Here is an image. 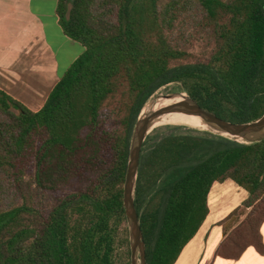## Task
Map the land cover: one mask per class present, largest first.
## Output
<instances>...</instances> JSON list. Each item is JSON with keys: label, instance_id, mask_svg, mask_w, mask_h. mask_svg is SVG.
<instances>
[{"label": "trees", "instance_id": "16d2710c", "mask_svg": "<svg viewBox=\"0 0 264 264\" xmlns=\"http://www.w3.org/2000/svg\"><path fill=\"white\" fill-rule=\"evenodd\" d=\"M57 12L84 53L38 112L0 91V264H131L124 185L145 104L175 85L224 120L261 118L264 0H59ZM190 27L211 41L207 56L183 46L201 43ZM226 180L251 212L217 256L264 255V139L153 130L135 189L147 264L177 262Z\"/></svg>", "mask_w": 264, "mask_h": 264}, {"label": "crops", "instance_id": "0c3cea01", "mask_svg": "<svg viewBox=\"0 0 264 264\" xmlns=\"http://www.w3.org/2000/svg\"><path fill=\"white\" fill-rule=\"evenodd\" d=\"M59 0H0V91L32 112L40 111L84 46L66 35ZM236 193V196H233ZM246 193L233 181L216 182L208 197L209 215L175 264H264L248 247L237 260L217 256L226 238L224 223ZM247 194V193H246ZM264 244V222L260 228Z\"/></svg>", "mask_w": 264, "mask_h": 264}, {"label": "water", "instance_id": "95a60500", "mask_svg": "<svg viewBox=\"0 0 264 264\" xmlns=\"http://www.w3.org/2000/svg\"><path fill=\"white\" fill-rule=\"evenodd\" d=\"M171 98L170 96L163 97ZM171 113H183L199 117L204 123L211 126L215 133L235 139L243 143H253L264 139V115L249 123H234L224 120L204 110L189 96L183 100L148 115H140L131 138L129 158L124 185V210L129 227L131 264H147L146 244L139 222V215L135 206V189L139 173L140 157L147 137L156 129L155 122L161 116Z\"/></svg>", "mask_w": 264, "mask_h": 264}, {"label": "rangeland", "instance_id": "374dc122", "mask_svg": "<svg viewBox=\"0 0 264 264\" xmlns=\"http://www.w3.org/2000/svg\"><path fill=\"white\" fill-rule=\"evenodd\" d=\"M192 22V21H191ZM190 22V23H191ZM179 25V24H178ZM207 31V30H206ZM191 34L195 37L196 40H199L201 43H191L189 44V42L185 45L183 44L184 47H190L191 51L194 53L195 57H204L205 55L207 56L210 47H211V41L207 38L201 35V33H203V31L200 30V28L196 30H193L191 27L188 28V34ZM190 37V36H189ZM165 96H170V97H182V96H186L188 97V95L185 92H181L180 90H178V88L175 85H170L168 88L162 89L161 91H159L154 97H152L144 106L141 114L143 116L148 115L154 111L151 112H147L144 114V109L145 107L148 105H153L158 103L159 100L163 99V97ZM108 112H110V109L108 110ZM140 114V115H141ZM141 115V116H142ZM166 125H180V124H164V125H159L158 127H162V126H166ZM180 126H187V125H180ZM190 127V126H187ZM193 129H197V130H201V131H208V132H212L215 133V131L211 130H204V129H199V128H194V127H190ZM217 134V133H215ZM233 196H236V193H233ZM238 198L241 199L240 201V206L235 210V212H233L226 220V222L224 223L225 228H226V236L228 235H232V238L236 237V234L234 235L235 231L237 230L238 226L245 220V218L247 217V215L251 212V208H245L243 206V202L247 199L248 194L244 193L243 196H240V194L237 195ZM49 198V197H48ZM37 201H41V198L38 197L36 199ZM44 205L50 204L51 201L49 199V203L48 200L45 201H41ZM129 229V227H128ZM231 249H236L235 247H232ZM231 252H233V250H229ZM138 264H140V261H138Z\"/></svg>", "mask_w": 264, "mask_h": 264}, {"label": "bare ground", "instance_id": "6f19581e", "mask_svg": "<svg viewBox=\"0 0 264 264\" xmlns=\"http://www.w3.org/2000/svg\"><path fill=\"white\" fill-rule=\"evenodd\" d=\"M183 100L182 97H171L168 99H161L158 103L153 105H147L144 109V114L151 111H157L162 107H166L168 105H172L174 103L180 102ZM164 124H180V125H187L194 128H201L204 130H214L211 126L204 123L199 117L193 115H187L183 113H171L161 116L155 122V126L164 125Z\"/></svg>", "mask_w": 264, "mask_h": 264}]
</instances>
